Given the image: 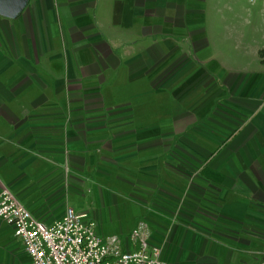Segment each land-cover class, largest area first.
<instances>
[{"label":"crops","instance_id":"crops-1","mask_svg":"<svg viewBox=\"0 0 264 264\" xmlns=\"http://www.w3.org/2000/svg\"><path fill=\"white\" fill-rule=\"evenodd\" d=\"M206 2L27 0L0 15V189L50 223L92 185L130 205L120 215L169 264H262L264 161L232 148L258 143L264 160V23L216 22ZM26 263L0 220V264Z\"/></svg>","mask_w":264,"mask_h":264},{"label":"built area","instance_id":"built-area-1","mask_svg":"<svg viewBox=\"0 0 264 264\" xmlns=\"http://www.w3.org/2000/svg\"><path fill=\"white\" fill-rule=\"evenodd\" d=\"M0 220L20 240L26 264H169L162 247L146 241L142 222L124 240L99 236L93 217L67 206L58 219L43 223L6 188L0 189Z\"/></svg>","mask_w":264,"mask_h":264},{"label":"rangeland","instance_id":"rangeland-1","mask_svg":"<svg viewBox=\"0 0 264 264\" xmlns=\"http://www.w3.org/2000/svg\"><path fill=\"white\" fill-rule=\"evenodd\" d=\"M206 7H208V9L212 7L213 16L216 22L227 16L230 18L234 17L236 22L250 24L264 23V0H207ZM207 18L209 20L208 14ZM242 140L243 139L237 140L236 137L235 141H233L235 150L234 147L232 150L239 151L237 149H239L240 145L242 149L245 150L249 166L252 168H258V165H261L264 160L261 158H253V152H257L259 150V146L261 145L252 141H250L251 143H247V139L243 141ZM225 144L226 143L221 145L224 146ZM218 150L220 151L223 149L220 147ZM233 157V161L236 162V156L233 155ZM228 161L229 159L227 160V163ZM236 165L239 166V164ZM261 181V183H264L263 180ZM73 193L74 194L72 195L68 206L71 207L75 212H87L91 217H93L97 223L96 230L99 236L105 237L116 235L122 240L128 236L129 232L131 231L130 229L133 227V222L130 221L129 217H122L120 214L122 211H124L125 215L129 214V204L126 203L124 206L114 207L113 204L108 200L99 198L97 190L92 185H89L88 187H81V189L73 191ZM128 193L133 194L134 192L129 191ZM141 194L146 195L143 192H141ZM158 194V192H155V195ZM137 195L140 196V194ZM111 198L114 197H110V199ZM262 264H264V259Z\"/></svg>","mask_w":264,"mask_h":264},{"label":"water","instance_id":"water-1","mask_svg":"<svg viewBox=\"0 0 264 264\" xmlns=\"http://www.w3.org/2000/svg\"><path fill=\"white\" fill-rule=\"evenodd\" d=\"M27 0H0V15L14 18L20 13Z\"/></svg>","mask_w":264,"mask_h":264},{"label":"trees","instance_id":"trees-1","mask_svg":"<svg viewBox=\"0 0 264 264\" xmlns=\"http://www.w3.org/2000/svg\"><path fill=\"white\" fill-rule=\"evenodd\" d=\"M258 56L260 58L261 63L264 64V48L258 51Z\"/></svg>","mask_w":264,"mask_h":264}]
</instances>
